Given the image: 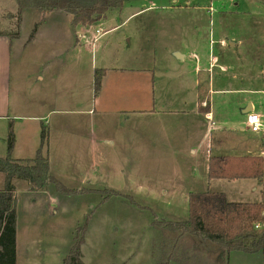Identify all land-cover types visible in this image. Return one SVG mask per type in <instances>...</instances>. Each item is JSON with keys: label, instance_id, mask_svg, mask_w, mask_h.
<instances>
[{"label": "rangeland", "instance_id": "1", "mask_svg": "<svg viewBox=\"0 0 264 264\" xmlns=\"http://www.w3.org/2000/svg\"><path fill=\"white\" fill-rule=\"evenodd\" d=\"M210 2L123 0L121 8L82 25L72 23L65 12L20 9L16 0H0V30L10 31L13 41L10 112L31 116L15 120L17 157L34 156L41 119L47 125L43 153L50 161V173L75 191L61 194L54 184L36 191L26 180L13 179L17 264H62L75 235L81 234L77 229L84 225V264L161 262L162 236L152 226L153 219L186 220L188 192L206 189L198 145L195 153L189 149L197 134L188 128L172 130V126L163 130L158 123L152 125L154 133H147L150 117L141 115L146 109H162L164 101L158 103L159 98H165L162 94L167 90L175 94L172 85L177 93L182 78L196 80L187 53L182 66L171 64L167 56L177 49H195L206 60L213 42L211 49L226 68L212 71L214 90L233 91L211 94V110L228 126L240 117L248 99L264 105L262 93L241 90L262 84L259 76L249 83L247 75L264 70L262 51H254L256 38L264 36V0L214 1L211 14ZM14 33L19 35L17 40ZM228 41L238 45L230 48ZM249 52L257 56L250 57ZM103 67L115 70L113 82L137 85L135 120H124V95L114 87L105 89L99 106L94 105L93 70ZM201 82L209 93L208 73H203ZM9 124L0 118V155L5 154ZM192 167L197 171L195 179L190 176ZM3 178L0 173V188ZM251 182H228L229 200L261 201V192L249 189ZM110 190L117 193L109 195ZM168 264L180 263L172 259ZM226 264H264V250L232 251Z\"/></svg>", "mask_w": 264, "mask_h": 264}, {"label": "trees", "instance_id": "2", "mask_svg": "<svg viewBox=\"0 0 264 264\" xmlns=\"http://www.w3.org/2000/svg\"><path fill=\"white\" fill-rule=\"evenodd\" d=\"M18 7L35 8L43 13L61 11L71 15L74 24L91 25L101 20L110 9L121 8L123 0H16ZM33 34H31L32 36ZM105 70H93V90L101 87ZM48 131L40 126V143L32 158L15 159L14 131L9 124L6 152L0 155V173L4 174L0 188V264H15L16 207L14 178L26 180L31 189L44 190L49 184L61 194L75 191L67 189L50 175L48 157L42 147L47 142ZM209 179H254L263 177L262 157L214 156L208 161ZM109 195L117 193L108 191ZM105 200V199H104ZM102 200V201H104ZM88 219V218H87ZM86 219V224H87ZM260 226L256 227L257 224ZM161 232L159 264L175 260L180 264H226L232 251L256 253L264 250V202H230L223 192L202 191L188 194V218L182 221H152ZM86 225L78 228L62 264H84L81 246Z\"/></svg>", "mask_w": 264, "mask_h": 264}, {"label": "crops", "instance_id": "3", "mask_svg": "<svg viewBox=\"0 0 264 264\" xmlns=\"http://www.w3.org/2000/svg\"><path fill=\"white\" fill-rule=\"evenodd\" d=\"M214 2V1H213ZM233 2V1H232ZM212 3V2H210ZM209 11V10H208ZM213 11V10H212ZM210 12V14L212 13ZM10 32V31H9ZM9 32L7 30H0V118L7 119L8 122L12 123L13 131H14V123L16 119L22 118H30L31 116L20 115L19 113L10 112V106L13 102L11 99V88H10V57L13 41L10 39ZM13 36L17 40L19 35L14 33ZM35 36H29V39H33ZM256 40H259V43L254 46V51H262L259 53L260 56L264 58V48H263V40L264 36L259 35ZM30 40H28L29 42ZM228 41V46L233 48L238 45V42H232L233 45H230ZM213 42L210 41L209 45V53L208 58L203 60V57L200 53H198L195 49H190L188 52L184 50L177 49L174 52H170L167 56L168 59L173 62L171 64H176L178 66H182L185 63L187 54L189 55V61L194 63L195 71L197 72L196 80L186 81L182 78L179 80V88L177 89V93L173 90V85L170 88L172 92L175 94H169L171 92L165 91L162 95L165 98H159L158 103H163L162 109L160 107H153L150 109H146L145 113L141 115H148L150 118L148 119V129L147 133H154L155 131H151L152 125L158 123L159 126H163V130L169 129V126H172V130L177 129L178 131L183 129H191V133L197 134V139L195 142H191L189 144V149L192 153H195V146L200 150V154L203 158V166H204V180L206 182V189L201 191H189L190 192H202V191H215V192H223L226 196V199L229 200V190L227 183L235 182L236 180H228V179H209L207 176L208 170V161L211 157L214 156H230V157H262L263 158V168H264V138L260 136V134H256L251 132L248 127L245 125V116L244 110L248 107H251L252 111L260 116L262 121H264V105L256 104L253 100L248 99L244 104H247L245 109H241V115L238 116L232 121V124L228 126L226 121L219 117H215L214 112L211 110V102L210 96L213 93H227L233 91L232 89H228L225 87H219L214 90L213 80L211 79V73L215 70L216 67L219 68L220 72H225V66L221 65V57L219 53L214 51V48L211 49V44ZM216 41L214 42V45ZM220 44H225L222 40H220ZM187 53V54H186ZM250 57L257 56V53L249 52ZM212 65V66H210ZM264 68V67H262ZM105 70V74L102 77L101 87L98 93L94 96V105L99 106V100L101 99L103 92L105 89H113L116 88L121 95H124L121 98V101L124 102V106L126 109L122 111V114L125 115V121H133L135 120L136 115L138 114V109L133 106H137L139 103V98L137 94V85L132 82L127 83L126 85L122 84V82H113V74L115 70L108 67H103ZM116 70H124V68H115ZM203 73H208V88L209 93L204 91V85L202 84ZM214 73V72H213ZM181 74L179 77H183ZM249 80L253 81L255 78L260 77V82L262 84L259 85H250L247 87H242L243 92L249 94L262 93L264 96V70L260 71L258 74H250L247 75ZM152 79V83H153ZM94 91V90H93ZM177 95V96H176ZM15 102H18V94H16ZM162 97V96H161ZM190 97V98H189ZM264 101V97H263ZM156 104V98L153 101ZM264 103V102H263ZM148 110V111H147ZM256 110V111H255ZM42 118V117H37ZM39 125L42 123V120H39ZM47 126V125H46ZM220 126V127H218ZM131 134L137 135V131H130ZM129 132V133H130ZM173 136V135H172ZM40 140V138H39ZM16 133L14 131V148L12 152V157L15 159H25L17 157L16 153ZM98 142L99 139H98ZM107 142V141H106ZM48 143L44 144V146ZM93 143H96L94 141ZM109 143V142H108ZM43 146V147H44ZM39 147V146H38ZM37 147V148H38ZM42 147V152H43ZM36 148V149H37ZM36 149L33 151L35 153ZM6 152V150H5ZM44 154V153H43ZM34 155V154H33ZM31 158V157H26ZM49 160V159H48ZM50 166V161H49ZM51 170V168H50ZM264 171V170H263ZM196 168H191L190 176L195 179L196 177ZM50 175H52L50 173ZM53 176V175H52ZM264 176V174H263ZM54 177V176H53ZM248 179V178H247ZM244 178V180H247ZM252 180L249 189L251 191H260L262 194L261 201H253V202H264V177H262V181L259 183L257 180ZM213 185V187H208ZM50 185V184H49ZM48 185V186H49ZM46 187V189L48 188ZM30 187V185H29ZM31 189V187H30ZM39 191V190H36ZM41 191V190H40ZM16 192V191H15ZM187 194V197H188ZM234 202V201H232ZM237 202V201H236ZM17 214H16V234H15V264H17L18 252H17Z\"/></svg>", "mask_w": 264, "mask_h": 264}, {"label": "built area", "instance_id": "4", "mask_svg": "<svg viewBox=\"0 0 264 264\" xmlns=\"http://www.w3.org/2000/svg\"><path fill=\"white\" fill-rule=\"evenodd\" d=\"M211 2H221L223 0H210ZM230 2L234 0H228ZM208 10L211 12L213 10L212 3H210V6L208 7ZM212 66V65H210ZM245 125L248 127V129L256 134H260L262 138H264V121L260 118V116L254 112H248L245 116ZM260 226L258 223L256 227Z\"/></svg>", "mask_w": 264, "mask_h": 264}, {"label": "water", "instance_id": "5", "mask_svg": "<svg viewBox=\"0 0 264 264\" xmlns=\"http://www.w3.org/2000/svg\"><path fill=\"white\" fill-rule=\"evenodd\" d=\"M229 44H230V45H233L234 43L229 42ZM250 111H252V109H251V107H248V108H246V109L244 110V113H248V112H250Z\"/></svg>", "mask_w": 264, "mask_h": 264}]
</instances>
